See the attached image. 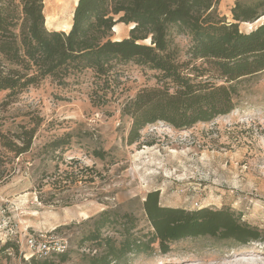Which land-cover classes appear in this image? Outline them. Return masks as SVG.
<instances>
[{
  "label": "rangeland",
  "instance_id": "1",
  "mask_svg": "<svg viewBox=\"0 0 264 264\" xmlns=\"http://www.w3.org/2000/svg\"><path fill=\"white\" fill-rule=\"evenodd\" d=\"M77 1L45 0L47 29L68 32ZM235 1L220 0L218 14L232 21ZM131 29L119 24L113 38H127ZM173 34L185 60L190 39ZM155 85V72L123 63L107 79L88 71L66 87L48 78L12 97L0 92L4 133L41 120L30 152L0 177V264H28L33 256L65 250L88 254L77 245L84 224L105 210L133 214L146 233L151 228L142 207L153 191L163 206L229 207L264 231V72L243 84L229 115L189 129L149 125L140 143L128 145L131 121L122 109ZM63 137L70 143L53 152V141ZM95 151L107 157L96 158ZM8 240L18 252H2ZM132 264H264V242L229 249L183 243L167 256H142Z\"/></svg>",
  "mask_w": 264,
  "mask_h": 264
},
{
  "label": "trees",
  "instance_id": "2",
  "mask_svg": "<svg viewBox=\"0 0 264 264\" xmlns=\"http://www.w3.org/2000/svg\"><path fill=\"white\" fill-rule=\"evenodd\" d=\"M45 0H0V92L12 97L51 79L66 87L91 71L109 78L116 64L134 63L155 72L156 85L125 103L130 118L128 145L157 123L189 129L229 115L245 82L264 72V0H236L232 21L218 14L220 0H78L72 27L49 31ZM119 24L129 36L114 39ZM242 24L252 25L242 31ZM190 39L182 60L173 33ZM21 124L14 133L0 129V177L7 164L30 152L41 120ZM70 142L53 141V152ZM104 160L107 154L95 151ZM143 211L150 226L139 229L133 214L105 210L90 218L77 245L88 251L33 256L28 264H132L139 257L167 256L176 245L206 242L217 248L264 242V231L243 221L229 207L186 209L163 206L160 192L147 194ZM65 226L58 229H64ZM18 252L11 241L2 252ZM76 255V257H75Z\"/></svg>",
  "mask_w": 264,
  "mask_h": 264
},
{
  "label": "bare ground",
  "instance_id": "3",
  "mask_svg": "<svg viewBox=\"0 0 264 264\" xmlns=\"http://www.w3.org/2000/svg\"><path fill=\"white\" fill-rule=\"evenodd\" d=\"M76 5H77V3H76ZM71 27H72V24H71L70 26H68V29L70 30ZM116 27H117V26H116ZM116 27L114 28V30L116 29Z\"/></svg>",
  "mask_w": 264,
  "mask_h": 264
}]
</instances>
